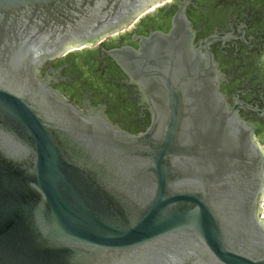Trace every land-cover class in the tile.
<instances>
[{
  "label": "water",
  "instance_id": "1",
  "mask_svg": "<svg viewBox=\"0 0 264 264\" xmlns=\"http://www.w3.org/2000/svg\"><path fill=\"white\" fill-rule=\"evenodd\" d=\"M163 0H0V264H264V152L184 7L109 51L149 108L131 133L38 74Z\"/></svg>",
  "mask_w": 264,
  "mask_h": 264
},
{
  "label": "flooded vegetation",
  "instance_id": "2",
  "mask_svg": "<svg viewBox=\"0 0 264 264\" xmlns=\"http://www.w3.org/2000/svg\"><path fill=\"white\" fill-rule=\"evenodd\" d=\"M181 7L196 46L206 45L223 75L220 90L251 124L264 152V0H163L98 42L46 59L38 74L83 112L97 111L128 132H141L149 123V108L109 51L137 47L134 36L167 32Z\"/></svg>",
  "mask_w": 264,
  "mask_h": 264
},
{
  "label": "rangeland",
  "instance_id": "3",
  "mask_svg": "<svg viewBox=\"0 0 264 264\" xmlns=\"http://www.w3.org/2000/svg\"><path fill=\"white\" fill-rule=\"evenodd\" d=\"M260 217L264 220V196L261 201Z\"/></svg>",
  "mask_w": 264,
  "mask_h": 264
}]
</instances>
